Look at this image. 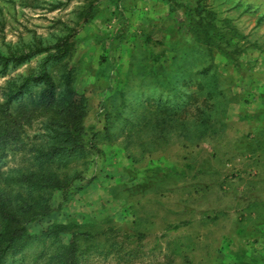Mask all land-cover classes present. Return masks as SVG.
Listing matches in <instances>:
<instances>
[{
	"label": "rangeland",
	"instance_id": "374dc122",
	"mask_svg": "<svg viewBox=\"0 0 264 264\" xmlns=\"http://www.w3.org/2000/svg\"><path fill=\"white\" fill-rule=\"evenodd\" d=\"M63 40L46 68L56 82L70 68L94 146L69 160L79 178L28 223L36 238L7 264H39L56 241L77 245V264H264V0H0L3 55L51 46L8 64L0 101L7 80L34 75ZM207 90V125L138 121L157 97L194 91L185 114ZM25 162L10 149L2 168ZM54 223L53 242L40 232Z\"/></svg>",
	"mask_w": 264,
	"mask_h": 264
},
{
	"label": "trees",
	"instance_id": "16d2710c",
	"mask_svg": "<svg viewBox=\"0 0 264 264\" xmlns=\"http://www.w3.org/2000/svg\"><path fill=\"white\" fill-rule=\"evenodd\" d=\"M146 40L151 41L148 37ZM152 42L161 44L159 40ZM68 43L66 40L60 41L56 50L46 53L34 75L20 77L23 79L18 84H15L14 78L7 80L4 98L0 101V264H7L10 258L21 254L36 238L29 232L28 223L49 213L52 210L51 198L54 192L65 193L73 180L79 178L78 170L72 173L66 171L69 160L83 157L87 146H94L93 138L86 142L82 138L86 97L71 83L70 68L61 74L59 82L55 81L46 68L51 56L62 58L65 55ZM50 47L38 45L34 50H21L6 56L0 51V73H5L10 62L20 63L31 52L48 50ZM56 83L61 85L58 89ZM33 86H40L35 94L31 93ZM210 91H206L200 103L193 104V111L185 114H181L179 110L181 100L184 97L196 99L194 91L172 102L157 97L153 100L154 110H143L138 121L142 124L147 118L149 128L157 125L164 127V124L176 128L175 121L179 119L178 122L193 121L195 124L207 125L211 114L205 111V107H212L206 103L207 97L213 96ZM26 93V102H15ZM145 113L153 117H145ZM36 115L44 116L43 133L36 134L35 140L27 141L26 129L32 125ZM10 149L21 151L25 156V165L6 170L2 168ZM61 229L60 224L54 223L42 230L40 235L54 242L58 240ZM37 256L46 257L39 264H77L79 253L77 245H64L56 241L52 252L47 254L41 249Z\"/></svg>",
	"mask_w": 264,
	"mask_h": 264
}]
</instances>
